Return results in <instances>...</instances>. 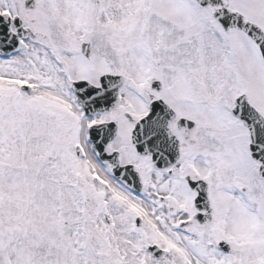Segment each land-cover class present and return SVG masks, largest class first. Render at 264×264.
Here are the masks:
<instances>
[{
    "label": "snow or ice",
    "instance_id": "1",
    "mask_svg": "<svg viewBox=\"0 0 264 264\" xmlns=\"http://www.w3.org/2000/svg\"><path fill=\"white\" fill-rule=\"evenodd\" d=\"M0 264H264V0H0Z\"/></svg>",
    "mask_w": 264,
    "mask_h": 264
}]
</instances>
